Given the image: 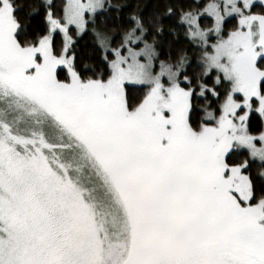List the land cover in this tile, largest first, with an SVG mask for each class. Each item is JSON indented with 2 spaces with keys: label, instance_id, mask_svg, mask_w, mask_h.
<instances>
[{
  "label": "snow or ice",
  "instance_id": "6c2138e0",
  "mask_svg": "<svg viewBox=\"0 0 264 264\" xmlns=\"http://www.w3.org/2000/svg\"><path fill=\"white\" fill-rule=\"evenodd\" d=\"M0 264H264V0H0Z\"/></svg>",
  "mask_w": 264,
  "mask_h": 264
}]
</instances>
